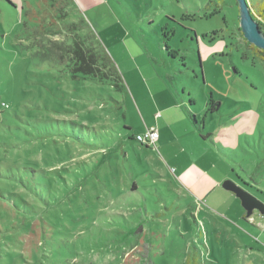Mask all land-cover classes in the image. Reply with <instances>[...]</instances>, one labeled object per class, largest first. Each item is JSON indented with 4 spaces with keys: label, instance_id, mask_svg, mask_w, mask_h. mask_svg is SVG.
<instances>
[{
    "label": "rangeland",
    "instance_id": "obj_1",
    "mask_svg": "<svg viewBox=\"0 0 264 264\" xmlns=\"http://www.w3.org/2000/svg\"><path fill=\"white\" fill-rule=\"evenodd\" d=\"M64 1L0 0V264H264V217L221 187L264 204V63L236 1ZM74 36L121 90L55 61ZM169 96L195 135L141 146Z\"/></svg>",
    "mask_w": 264,
    "mask_h": 264
},
{
    "label": "trees",
    "instance_id": "obj_2",
    "mask_svg": "<svg viewBox=\"0 0 264 264\" xmlns=\"http://www.w3.org/2000/svg\"><path fill=\"white\" fill-rule=\"evenodd\" d=\"M64 2L66 6L70 3L69 0H66ZM249 7L251 15L256 20L258 26L262 25L258 22V17L264 20V0H261L259 3H257V6H253L256 10V13L253 11L254 9L252 8V5H249ZM77 26L82 28L81 22H79V24H72L68 26L66 25L64 30H66L68 33H72L73 31H76L74 30V28ZM34 33L35 37H38L40 35H46L43 31H40V28L39 30L37 29V31H35ZM88 40L89 39H87V37L83 38L79 36H74L71 40L70 45H65L64 49H62L61 47H57L55 49L54 53L58 58H54V53H51V58H54L55 61L60 62L66 60L68 62L67 66H70V71L72 77L74 78L77 77L76 74H81L82 79L89 77L90 79L97 80L99 82H104L106 80L111 81L112 85H114L115 88L121 90L123 87L122 80L116 67L112 64L106 53L98 44L96 45L97 50L95 51L92 47H89L87 42ZM253 48L264 63V51L258 50L255 47ZM180 101H182V105L185 108V112L187 113L189 120L191 119L193 125L196 124V117L193 116L190 106L192 105L193 101H189L188 105L186 104L184 98ZM215 106L218 107L219 104H214L210 102L211 112L216 110ZM141 146L151 149L145 144H141Z\"/></svg>",
    "mask_w": 264,
    "mask_h": 264
},
{
    "label": "water",
    "instance_id": "obj_3",
    "mask_svg": "<svg viewBox=\"0 0 264 264\" xmlns=\"http://www.w3.org/2000/svg\"><path fill=\"white\" fill-rule=\"evenodd\" d=\"M239 13V29L243 38L256 49L264 51V33L260 30L256 20L252 17L246 0H235ZM222 189L232 193L240 202L245 212V218H249L254 211L264 217V204L252 196L246 190L231 180H226L221 185Z\"/></svg>",
    "mask_w": 264,
    "mask_h": 264
},
{
    "label": "crops",
    "instance_id": "obj_4",
    "mask_svg": "<svg viewBox=\"0 0 264 264\" xmlns=\"http://www.w3.org/2000/svg\"><path fill=\"white\" fill-rule=\"evenodd\" d=\"M155 121L156 122L154 126L153 125L149 126V124L145 123V129L154 127L157 130L158 139L156 145H158L160 148L166 147V145L169 144L171 140L178 141L180 137L185 138L186 136L185 131L183 130L180 133L179 128L182 125H186V123H187V132L191 135L194 134L193 128L190 125V121L187 113L185 112L184 106L176 102L171 96H169L167 101L164 103V106H160V108H158V112L155 115ZM191 168L195 172L197 171L200 173L201 171V170L199 171L198 169L195 170V166H192ZM181 175H182L180 179L181 183L187 185L188 177L184 174V172H182Z\"/></svg>",
    "mask_w": 264,
    "mask_h": 264
},
{
    "label": "built area",
    "instance_id": "obj_5",
    "mask_svg": "<svg viewBox=\"0 0 264 264\" xmlns=\"http://www.w3.org/2000/svg\"><path fill=\"white\" fill-rule=\"evenodd\" d=\"M139 144H145L152 150H156V142L158 139V132L154 127L148 128L143 134L136 135L134 138Z\"/></svg>",
    "mask_w": 264,
    "mask_h": 264
}]
</instances>
